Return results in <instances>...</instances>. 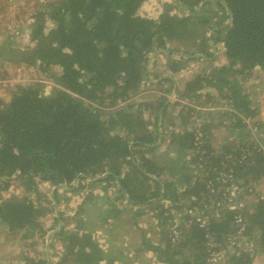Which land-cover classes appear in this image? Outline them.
<instances>
[{"label":"trees","instance_id":"16d2710c","mask_svg":"<svg viewBox=\"0 0 264 264\" xmlns=\"http://www.w3.org/2000/svg\"><path fill=\"white\" fill-rule=\"evenodd\" d=\"M201 1L204 4L197 9ZM215 1L219 10L212 12L207 7L212 0H177L189 9L188 14H173L169 6L157 18L139 13L145 0H53L36 11L31 29L34 43L12 47L10 52L16 60L39 66L59 87L45 95L41 82L17 85L8 101L0 100V221L13 230L25 229V237L48 234L41 222V204L28 194L10 198L2 194L15 174L23 179L27 191L35 192L39 191L37 176L68 186H73L77 177H119L122 196L127 194L131 203L162 198L181 208L182 199L191 196V209L202 208L211 195L225 199L224 187L233 180L246 190L232 202L246 195L257 196L249 206L228 208L225 200L219 215L204 214L206 224L187 213L185 225L171 229L165 225L169 221L174 225L169 208L162 200L156 202L153 209L166 229L158 243L147 247L168 264H218L211 255L238 235L236 218L242 217L247 237L260 231L255 236L259 248L254 243V251L239 249L226 264H253L256 251L264 248V192L257 190L264 178V137L254 138L248 120L255 119L259 110L243 83L255 67L264 70V0ZM229 17L231 22L225 24ZM195 35H199L197 40H189ZM177 41H183L184 46H174ZM218 43L224 45L227 63L195 73L183 88L177 87L175 75L159 76L156 79L165 92L156 101L118 107L121 100L130 99L140 89L147 78L149 56L156 48L179 54V58H169L174 74L186 67V55L213 60ZM56 66L60 70L52 71ZM175 87L179 101H171L168 94ZM205 88L213 91L205 93ZM202 97L209 104L219 98L230 104L221 111L218 124H224L234 138L222 150L217 149L208 132L212 119L203 120L205 141L196 155L186 159L187 151L196 146L198 134L189 123L195 102ZM172 106L178 108L170 115ZM151 110L157 117L155 124L145 115ZM258 122L253 123L257 129L263 126ZM178 124L182 130H176ZM167 131L178 153L166 152L168 162L162 164L150 154L160 147ZM169 162H176L179 180L185 185L183 192L177 180L159 178L173 170L174 165L167 166ZM200 164L210 168L211 175L200 176L196 171ZM107 171L110 174L102 177ZM225 177L227 182L222 181ZM81 229V225L71 231L63 227L56 233L65 242L57 264H115L93 233ZM47 263V258H38L25 264Z\"/></svg>","mask_w":264,"mask_h":264},{"label":"rangeland","instance_id":"374dc122","mask_svg":"<svg viewBox=\"0 0 264 264\" xmlns=\"http://www.w3.org/2000/svg\"><path fill=\"white\" fill-rule=\"evenodd\" d=\"M51 1L53 0H0V100L8 101L11 98L12 91L16 89L17 85H33L41 82L43 84V91L45 95H50L55 87H59L58 83L47 73L40 70L39 66L16 60L13 52H10L12 47H24L34 43L31 41L33 16L36 11L39 10L45 3ZM203 4L204 2L201 1L199 6H203ZM169 6H172L170 11L173 14H177L179 16H183L189 12V9L186 6L178 3L177 0H145L144 4L139 9V13L146 17L157 18ZM207 7L212 12H215V9L219 10V6L215 0H212L211 4H208ZM228 20L229 18H227L225 24L228 22ZM197 36L199 35L192 36L189 40H197ZM174 46H184L183 41H177ZM224 49L223 43H218L216 45V50H214L216 55L213 57V60H205L199 56L193 58L186 55V67L173 74L169 68V58H179V54L174 53L173 55H170L169 51L156 48V50L151 52L149 56L147 64V70L149 74L147 73V78L143 81L140 89L134 91V94L130 99L125 101L121 100L117 104L118 107L121 105H126L129 102L156 101L159 96L165 92L164 88L158 84L159 81L156 79L159 76L162 77L168 74L175 75L178 78H176L178 81L177 87L183 88L186 79L192 77L195 73L203 70H209L215 65L227 63L228 59L225 55ZM59 70L60 68L58 66L53 67L52 69V71ZM243 84L246 92L250 94L255 106H257L259 110L258 116L255 119H250V121L248 120V122H250L249 125L255 130V133L253 132L254 138H263L264 70L259 66L255 67L252 76L245 79ZM209 91H213V89H204L205 93ZM173 92L174 90L172 93L168 92V94L173 96ZM176 96L177 98H175V100L179 101V94ZM205 99L202 97V100L195 102L196 110L192 114L193 117L190 119L189 126H192L195 129L198 128V137L196 138H199L205 134V131L201 129V120L206 122L207 120L212 119L210 120L212 122V126L208 132L215 147L219 150H222V146L232 141L234 138V134H230V130L226 128L224 124H218V122L221 120V111L230 108V104H228L226 100L220 98L219 100L216 99L212 104H209L206 103ZM83 100L94 105L98 104L101 108H106L105 104H101L99 102L96 104V102L93 103L91 100H87V98ZM177 108L178 107L174 106L170 107V115L174 114ZM151 114L155 115L152 110L150 112L147 111L145 115L151 117L152 123L155 124V119H157V117ZM257 120H259L258 123H262L263 125L259 129H257L255 124H253ZM257 126H259V124ZM179 129L180 124H178L176 127L177 131H179ZM166 134V140H163L155 153H152V156H154L162 164L168 162L165 154L172 146L169 142L170 132L167 131ZM204 141L205 138L203 139V143ZM197 148L198 147H196V149ZM171 151L176 155L178 153V151L175 149ZM175 163L173 164L172 162H169L167 166H175ZM196 171L200 172V176L211 175L210 168H207L206 165L203 167L200 164L198 170ZM169 172L171 173V171ZM224 179H227V177ZM224 179L222 180L223 182H225ZM36 180L39 191H27L26 186L23 183V179L19 175L15 174L10 177L11 184L9 188L4 190L2 194L6 198L28 194L36 204H41L44 208V213L41 216V222L49 234L52 233L55 228H59V224L61 223V221L56 219V215L59 213L57 209L61 210L60 214L62 216L63 210L66 219H64V223L68 227H71L69 226L70 224H72V227L75 225L77 227L79 220L83 218L85 220L84 223L86 224V228H88L89 231L92 230L93 232V229L95 228L94 240L98 242L101 247H103L101 244H104V250L109 256L116 260L115 264H168L161 261L157 257V253L147 247L148 244L158 243L163 235L162 230L166 229V227L160 223V219L157 217V210L153 209V207L155 208L156 206V201L150 205L139 204L136 207L138 209H134L132 204H128L127 201H124L125 198L119 195L121 192L117 186V183H111L108 185V189H106L110 192V201H107V198L106 201L99 199L98 202H93L95 205H92L91 201L85 199V201H88L85 202V204H87L84 209L85 211H83L86 215H83V213H75L73 215L72 211H69V209L74 208L75 203L71 204L72 202H67V199L70 201L71 198L67 196L65 197L67 193H61L62 198L59 203L62 201L63 202L60 206H58V201L53 193L61 187L57 189L55 187L56 185L52 184L50 181L40 179L39 176L36 177ZM66 186L67 188L69 187L73 189L77 187L78 184L75 180L73 182V186ZM224 188L225 190L228 189L227 184ZM257 190L264 192V178L258 183ZM244 191L245 190L242 192ZM225 196V199L221 198L220 201L216 199V196L214 197L211 195L210 202H206L208 199H204V202L202 203L203 207H197L196 209L190 208L191 199L189 196H186L182 199L184 205L181 208H175L172 212L174 214V225H170V221L165 223V225H168L167 227L171 229H175L177 225H185L183 216L187 213L190 214V216H195V218L199 221L203 219V216L207 217L205 215L208 214L219 215L218 212L221 210L225 200L228 199V195ZM256 198L257 196L255 195H246L245 197L242 196L240 201L235 203L230 201V203L226 206L228 208H230V206L232 208L241 206L245 207L246 204V206H249V204H251V202ZM159 201L161 200H157V202ZM101 226L107 227L108 231H97ZM70 230L71 229H68L67 231ZM24 232L25 229L13 230L9 228L6 222L0 221V264H25L27 262H31L32 259L47 258L48 250L51 251L53 259L58 257L61 244L58 243V245L55 246L52 243L51 245L52 239L49 238L48 234L45 236L25 237ZM106 234L108 235L105 236ZM129 235H132L135 239H133V241L128 239L129 241H126L127 243H125V238L129 237ZM259 235L260 231H255L253 237L251 235H248V237H251L250 239L252 243H257L258 246L259 244L256 241L255 236L257 237ZM55 239L58 240L59 236H55ZM110 240H119V244H121L124 249L129 250L130 248L133 250V252L130 254L122 252L120 255H118L120 251L117 253V248L114 249L113 246H110ZM232 242H235L234 238H232ZM232 242L226 245L221 244V248L219 250L220 256H218L217 260L218 264H226L229 256L235 252L240 253L238 251L239 249L247 251L245 242L242 240L239 242V239H237L236 243ZM132 246L138 247V250L134 251ZM253 264H264V248H260L256 251Z\"/></svg>","mask_w":264,"mask_h":264},{"label":"crops","instance_id":"0c3cea01","mask_svg":"<svg viewBox=\"0 0 264 264\" xmlns=\"http://www.w3.org/2000/svg\"><path fill=\"white\" fill-rule=\"evenodd\" d=\"M168 75H172V74H168ZM177 78V77H176ZM178 79V78H177ZM188 79V78H187ZM186 79V80H187ZM173 96L172 95H170V99H171V101H174L175 100V98H177V93L175 92V88H174V92H173ZM172 96V97H171ZM170 110V109H169ZM176 112V111H175ZM174 112V113H175ZM191 117H193V115L191 116ZM203 120H201V122H202ZM178 126V125H177ZM182 125L180 124V129L179 130H182L183 128L181 127ZM189 127H192V126H189ZM193 128V127H192ZM195 129V128H194ZM197 129V130H196ZM195 130L196 131H198V128H196ZM167 133V132H166ZM166 136H167V134L166 135H164V138L163 139H161L160 141H159V143H158V146H160L161 144V142L164 140H166ZM170 142V141H169ZM171 144V143H170ZM172 145V144H171ZM196 145V144H195ZM196 147L197 146H195V147H192L191 149H189L188 151H187V154H186V159L187 158H191V157H193L194 155H196V153H197V149H196ZM175 149V148H174ZM171 150H173V148H172V146H171V148H170V150H168V151H170V153H172V154H174ZM176 150V149H175ZM167 151V152H168ZM151 156H152V154H150ZM196 170H198V168L196 169ZM168 172V173H167ZM167 172H165L161 177H159L162 181H164L165 182V179L166 180H177V185H178V187H179V191L180 192H183L184 191V189H185V185L184 184H182L181 182H180V180H179V177H180V175H181V173L180 172H176V164H175V166H174V168H173V170L171 171V173L169 172V171H167ZM175 172V173H174ZM107 174H110V171H107V172H105L103 175H102V177H104V176H106ZM194 178H197V177H195L194 176ZM76 183L78 184V186L77 187H75V188H77V189H75V188H57L58 190L57 191H55L54 192V195H55V198L57 199V201H58V206H60L61 204H62V202L61 203H59L60 202V200H61V198H62V195H61V193H67L66 195H65V197L67 196V197H71L70 198V201L67 199V202H72L71 204H73V203H75V207L74 208H72V209H69V211L71 210L72 211V214L74 215L75 213H78V214H81V213H83V215H86V214H84V212L83 211H85L84 209H85V207H86V204H85V202H88V201H85V199H87V200H90L91 201V204L93 205L94 203L93 202H98V200L99 199H101L102 201H106V198H107V201H110L109 199H111L110 198V192L109 191H107L106 189H108V185L109 184H111V183H117V186L119 187V190H121L120 189V183H119V177H117L115 180H108V179H104V180H98V179H96V178H92V177H79L77 180H76ZM162 190H164L163 188H162ZM62 191V192H61ZM56 192H57V197H56ZM121 192V191H120ZM121 197H124L125 199H124V201H127L128 202V204H132L133 205V207H134V209H138V208H136L137 207V205H139V204H134V203H131L130 201H129V199L127 198V194L125 195L124 194V196H122V192H121V194H119ZM190 197V199H191V196H189ZM91 198H93L92 200H91ZM159 200H162V198H159ZM156 202H157V200H155ZM155 201H153V202H155ZM153 202H150V203H144V204H152ZM162 202H164L165 203V207H167V208H169V211L167 212V213H169V214H171V216H172V218H174V214L172 213L173 212V210L175 209V207H174V204L176 203V202H173V201H170V200H166V199H163L162 200ZM113 203H115V202H113ZM183 203V202H182ZM190 203H192V200H191V202ZM85 205V206H84ZM95 205V204H94ZM106 205V204H105ZM183 205H184V203H183ZM191 205V204H190ZM68 206H69V204H68ZM83 206H84V208H83ZM58 210V214L56 215V219H58L59 221H61V223L59 224L60 226H63L65 229H71V230H75V229H77V227L78 226H82V229H81V232H82V230L84 231V230H87V231H89L88 230V228H86V224L84 223L85 222V220L83 219V218H81L80 220H79V223H78V226L76 227V225L75 226H73L72 227V224H70L69 226H71V227H68L65 223H64V219H65V213L63 212V210H62V214H63V216L60 214V212H61V210H59V209H57ZM72 218H73V216H72ZM66 220V219H65ZM115 223V222H114ZM59 226V227H60ZM55 229H57V228H55ZM54 229V230H55ZM95 229V228H94ZM93 229V232H92V230L91 231H89V232H92L93 233V236H95V230ZM70 230V231H71ZM97 231H108L107 230V227H105V226H101ZM56 233L57 232H54V233H52V237L50 238V239H52V241H51V245H52V243L55 245V246H57L58 245V243H60L61 244V246H60V252H59V254H58V257L56 258V259H53V256L51 255V251L50 250H48V257H47V259H48V263L47 264H57V262L59 261V259H60V256H61V254L64 252V243L65 242H63L62 241V238H59L58 240H56L55 238H54V236L56 235ZM49 234V233H48ZM51 234V233H50ZM49 234V235H50ZM108 234H106L105 236H107ZM57 236V235H56ZM145 238H146V236H145ZM132 240L133 241V239H135V238H133V236L132 235H129V237H126L125 238V243H127L126 241H129V240ZM119 240H114V241H111L110 240V246H113L114 247V249L115 248H117V253H119V251H120V253L118 254V255H120L122 252L124 253H132L133 252V250H131L129 247V250H127V249H124V247L123 246H121V244H119ZM123 242V241H122ZM159 242V241H158ZM132 243H134V242H132ZM50 244V243H49ZM100 245V244H99ZM103 247H105L104 246V244H101ZM131 245V244H130ZM54 246V247H55ZM107 246H108V243H107ZM113 247H111V248H113ZM110 248V249H111ZM132 248L134 249V251H137L138 250V247H135V246H132ZM127 256V255H126ZM70 264V263H69Z\"/></svg>","mask_w":264,"mask_h":264},{"label":"built area","instance_id":"2783aa9c","mask_svg":"<svg viewBox=\"0 0 264 264\" xmlns=\"http://www.w3.org/2000/svg\"><path fill=\"white\" fill-rule=\"evenodd\" d=\"M198 137V136H197ZM203 136H200L199 138H196L197 141H196V146L198 148L201 147V145L203 144V139H202ZM226 178V177H225ZM224 179V178H223ZM225 182H227V179H224ZM212 180H210V183H209V187L212 191H214V187H213V184H212ZM227 190L225 191V193H227L228 195V199H227V202L230 203V201L232 202L236 196H238V194L241 192L242 189H245L241 183L239 182H235L233 180H231L230 182H228L227 184ZM246 190V189H245ZM201 224H206L208 222V219L206 217H203L202 220H200ZM236 223L237 225L239 226V230H238V235L237 236H234V241L235 242H232V243H236V240L239 239V242L242 240L243 242H245V246H246V249L248 251H254V243H252V241L244 234V230H245V221L243 220L242 217H238L236 218ZM218 256H220V251L218 250H215L213 252V254L211 255V260H213V263H215L216 260H218Z\"/></svg>","mask_w":264,"mask_h":264},{"label":"water","instance_id":"95a60500","mask_svg":"<svg viewBox=\"0 0 264 264\" xmlns=\"http://www.w3.org/2000/svg\"><path fill=\"white\" fill-rule=\"evenodd\" d=\"M203 2H204V1H203ZM201 6H202V5H201ZM201 6L197 7V9H200ZM231 19H232V18L229 17V20H228L227 23L231 22ZM212 32H213V30L210 32V36H211ZM215 50H216V46H215ZM175 92H176V87H175ZM78 178H79V177H77L75 180H77ZM55 187H56V188H59V187L67 188L66 185H56ZM53 194H54V193H53ZM62 228H63V226H60L59 228L55 229L52 233H54V232H58V231H61ZM52 233H51L50 235L48 234L49 238H51Z\"/></svg>","mask_w":264,"mask_h":264}]
</instances>
